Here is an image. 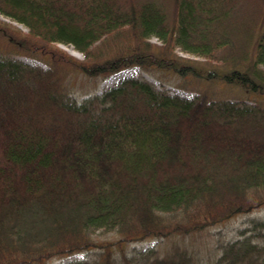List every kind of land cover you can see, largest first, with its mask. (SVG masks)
Instances as JSON below:
<instances>
[{"label": "trees", "instance_id": "16d2710c", "mask_svg": "<svg viewBox=\"0 0 264 264\" xmlns=\"http://www.w3.org/2000/svg\"><path fill=\"white\" fill-rule=\"evenodd\" d=\"M0 15L28 29L0 21V264L92 250L72 264H200L182 248L125 246L264 207L262 103L187 98L140 76L81 101L64 86L68 68L137 66L264 98V0H0ZM98 230L120 238L97 244ZM219 249L214 264H264V222Z\"/></svg>", "mask_w": 264, "mask_h": 264}, {"label": "rangeland", "instance_id": "374dc122", "mask_svg": "<svg viewBox=\"0 0 264 264\" xmlns=\"http://www.w3.org/2000/svg\"><path fill=\"white\" fill-rule=\"evenodd\" d=\"M0 21L22 30L23 33L28 32V29L24 25L4 15H0ZM151 41L156 44H161L155 37H153ZM56 46L76 58H84L73 46H64L60 44ZM72 51L79 53L80 56L74 55ZM176 52L181 57L194 59L200 62L207 61L205 58L184 52L181 49H177ZM10 55L15 59L22 60L29 64L46 67L42 61L21 55L18 52H13ZM67 71L68 73L64 79V86L79 101L88 96L101 93L103 90L116 85L124 78L140 76L153 83L158 89H164L171 94H178L187 98H191L197 94L198 91L206 89L208 93L216 99L231 100L233 102L244 101L248 105H253L255 103H262L264 105V98L247 96L239 87L221 82L209 83L206 81L198 85H190L189 79L157 68L145 71L140 67L133 66L107 77H88L73 68H68ZM256 221L264 222V207L257 208L247 214L235 216L219 224L209 226L199 232L188 235L175 234L160 240L151 239L127 244L125 249L129 253H132L134 250H155L158 257H166L176 251L177 248H182L190 252L200 264H214L221 255V250L219 249L220 244L238 239L240 234L249 231L253 227V222ZM119 238L120 237L116 233L105 230L96 231L92 237L97 244L113 243ZM95 251L96 250L76 253L62 258H53L47 264H72L78 261L89 260L92 258V254Z\"/></svg>", "mask_w": 264, "mask_h": 264}, {"label": "bare ground", "instance_id": "6f19581e", "mask_svg": "<svg viewBox=\"0 0 264 264\" xmlns=\"http://www.w3.org/2000/svg\"><path fill=\"white\" fill-rule=\"evenodd\" d=\"M72 53H73L74 55H78V56H80L79 53H77V52H73V51H72Z\"/></svg>", "mask_w": 264, "mask_h": 264}]
</instances>
